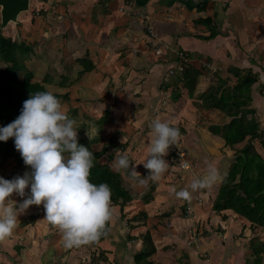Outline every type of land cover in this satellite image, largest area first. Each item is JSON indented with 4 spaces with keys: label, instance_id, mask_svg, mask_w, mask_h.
<instances>
[{
    "label": "crops",
    "instance_id": "obj_1",
    "mask_svg": "<svg viewBox=\"0 0 264 264\" xmlns=\"http://www.w3.org/2000/svg\"><path fill=\"white\" fill-rule=\"evenodd\" d=\"M32 4L30 2V6ZM35 6L43 9L48 26L53 21L58 22L53 32L59 33L64 41L59 52L61 59H65L62 61L72 60L79 68L75 67L69 76L65 73L61 79L66 82L58 88L67 90L69 100L65 102L76 109L74 117L82 118V123L75 126L77 132L83 124L93 123L91 131L95 132L90 137L102 138L93 148L104 150L101 158L104 164L115 169V161L126 153L141 179L147 177L149 170L143 163L154 138L152 121L155 119L179 126L183 142L187 140L185 145L189 140L192 142L188 149L198 151L195 148H200L199 161L192 159L193 164L198 161V167L194 169L192 165L190 172L169 170L163 177H168L170 182L162 187L164 190L169 185L175 192L188 190L191 199L179 198V210L182 212L189 206L195 219L185 220L188 223L182 225L184 228L175 232L173 220L177 210L174 208L175 214L170 213L172 198L155 209L156 203L150 205L151 196L144 204L148 208L145 212L148 221L136 224L138 227L132 233L118 222L122 213L116 211L106 240L71 249L64 247L59 230L51 228L45 220L48 225L45 237L35 234L34 226L28 224L22 247L12 244L15 233L21 235L23 232L20 227H16L9 239L0 242V264H106L105 259L111 264H136L135 254L143 249L141 237L148 230L156 246V253L148 259L153 264H253L251 242L264 241L258 233L264 228L252 227L248 220L232 210L218 214L213 210L221 179L214 184L218 187L215 195L211 186L197 191L191 189L195 175H207L209 165L216 167L223 177L227 171L225 163L234 154L223 138L208 129L210 124L225 125L230 118L218 109L194 107V103L200 102L198 98L207 88L216 86L221 77L231 78L229 83L234 85L237 79L229 69L236 74L253 72L259 76V82L252 89V107L256 109L260 129L264 130V95L261 92L264 86V0H36ZM158 43L166 46L162 57L155 54ZM179 52L187 58L186 71L182 77L174 76L171 83H166L168 69L183 61ZM82 59L84 64L91 61L93 68L85 70ZM99 64H106L105 68L100 70ZM192 69L200 75L190 97L186 74ZM74 73L80 78L70 80ZM50 85L53 81L44 84L46 88ZM83 89L87 93H81ZM88 91L102 96L87 101ZM84 104L82 113L80 107ZM106 113L104 125H97L95 122ZM212 113L216 114L212 122L203 118ZM252 139L258 140L253 144L264 156L260 144L262 132ZM172 195L176 201L177 196ZM167 207L170 210H166ZM204 215H209L211 223L200 221ZM44 217L45 213L38 216L40 223ZM155 217H158V224L152 225ZM129 235L134 237L132 241L128 240ZM93 252L102 258L93 262Z\"/></svg>",
    "mask_w": 264,
    "mask_h": 264
},
{
    "label": "clouds",
    "instance_id": "obj_2",
    "mask_svg": "<svg viewBox=\"0 0 264 264\" xmlns=\"http://www.w3.org/2000/svg\"><path fill=\"white\" fill-rule=\"evenodd\" d=\"M75 125L76 120L66 114L62 102L52 92L42 91L31 93L20 115L12 123L0 127V141L14 138L16 150L25 165L32 169L23 177L0 178V242L13 235L18 216L32 205H43V220L59 230L65 248L94 243L108 234L116 214L112 192L107 184L97 185L90 181L94 156L88 148L78 145ZM152 134L149 156L143 163L149 175L139 179L141 185L149 180L157 182L169 171L170 165L164 157L181 139L178 127L160 119L152 121ZM115 169L126 173L133 182L141 176L126 153L115 161ZM197 177L201 176L195 175L192 191L210 187L222 179L212 165L208 166L207 175ZM29 185L30 198L17 208L9 198L14 193L24 197ZM175 195L191 199L188 190H180Z\"/></svg>",
    "mask_w": 264,
    "mask_h": 264
},
{
    "label": "trees",
    "instance_id": "obj_3",
    "mask_svg": "<svg viewBox=\"0 0 264 264\" xmlns=\"http://www.w3.org/2000/svg\"><path fill=\"white\" fill-rule=\"evenodd\" d=\"M30 53L31 48L26 42L17 41L4 35L0 23V64L5 63V67L0 69V127L7 126L20 115L23 103L30 97L31 93L49 91L44 84H49L53 81L50 76H46L42 82H34V74L31 71H27L23 61L25 56H28ZM84 59H82L84 69H92L93 63L87 61L84 64ZM79 61L81 60L79 59ZM229 73L235 75L234 77L237 79L234 85L229 83L231 78L221 77L216 86H212L209 92L202 94L200 97L204 108L218 109L230 118V121L225 125L211 126L210 131L214 135L223 138L226 147H230L234 152V159L228 165L227 171H225L221 179L218 193L213 202V210L216 213L232 210L237 215L248 220L252 227L264 228V156L257 150L254 144H249L243 149H238V145L247 138L259 137L261 132L263 139L260 141V144L264 148V130L260 129L256 111L252 107V89L258 84L259 76L253 72L236 74L233 72V69H229ZM199 75L200 72L196 69H192L191 72L186 74V78L190 84V97L193 96V89ZM65 82L66 79H63L59 85L63 86ZM261 92L264 95V86ZM53 94L61 102L69 100L68 93ZM73 114H77L76 109H74ZM249 116L252 117L249 118ZM105 117H107V113L104 118L95 123L99 126L104 125L106 122ZM87 128L88 125L85 123L78 131V145L88 148L93 153L94 167L91 169L90 181L97 185L101 183L107 184L112 192L111 199L113 205L123 207L131 202L133 197L124 187L121 173L101 161V158L104 156V150H94L93 146L102 138L90 137L87 133ZM114 143H111V145ZM166 157H169L171 161L175 158L173 154ZM233 157L229 159L232 160ZM10 159L16 162L17 168L14 172L8 174L5 180H12L18 176L23 177L25 175L23 170L27 168L29 170L28 174L32 172L31 167L25 165L21 154L16 153L14 138H10L7 142L0 141V170L4 168V163L9 162ZM175 166L178 170L177 164ZM150 200L151 198L149 197V200L146 201L149 202ZM138 216L134 217L133 220L139 222V218L144 220L148 218L145 212H141ZM30 218L37 219L38 215L31 216ZM31 219L28 221L29 223L24 222V224H30ZM129 226L133 228L131 225ZM50 227L53 228L51 225ZM109 229L106 236H102L97 242H94L95 245L106 240L111 233V223ZM141 238L144 246L140 252L135 254V263L153 264L148 261L156 253V246L150 231H146ZM133 239L134 237L131 235L128 236V240ZM251 249L253 251L252 257H254L253 264H264V241L252 240ZM105 260L106 264H111L108 263L107 259ZM248 262L250 261L248 260Z\"/></svg>",
    "mask_w": 264,
    "mask_h": 264
},
{
    "label": "rangeland",
    "instance_id": "obj_4",
    "mask_svg": "<svg viewBox=\"0 0 264 264\" xmlns=\"http://www.w3.org/2000/svg\"><path fill=\"white\" fill-rule=\"evenodd\" d=\"M31 2L33 4H32V6H30L29 12L27 11L25 13H22V15L20 16V20L17 23L10 24V26H7L6 28L2 29V33L6 36L11 37L14 40L26 42L27 45L31 48V53L28 56H25L23 62L25 63L27 71H31L34 74V81L42 82V81H44V78L46 76L47 77L50 76L53 80V85L52 86L50 85L47 89L50 91H53V92L61 91L62 93H65L67 90H63V89L60 90L59 89L61 87L59 85V83L63 80V79H61V77L66 75L65 73H67V76L71 75V72H74V68L76 67V64L73 63L72 60H68L66 62L65 61L63 62L62 60H65V59L64 58L61 59L62 54L61 53L59 54V52L63 48V45H64L63 42L64 41L62 38H59V33L53 32V29H56V26H57V25L56 26H54V25L58 24V22L55 23L53 21L52 24L50 26H48L47 20H44L45 17H43V13H42L43 9L37 8V6H35L36 0H31ZM0 23L2 24V22H1V8H0ZM52 33H53V35H52ZM69 51H71V50H69ZM105 65L100 66V64H99V65H97V67L100 66V70H102L103 68H105ZM3 67H5V63L0 64V69ZM76 70H79V68H77ZM78 72H80V71H78ZM73 75H74V78L71 77L70 80H75V79L80 78V76L78 78H76L77 77L76 73H74ZM218 81L216 82V84L218 83ZM70 83H73V82H70ZM75 86H76V84H75ZM75 89H77V88H75ZM210 89L211 88H209V89L207 88L205 93L209 92ZM75 91L78 92V89ZM75 93H73V96L76 95ZM81 93H87V90L83 89V91ZM88 93L90 95H89V99H87V98L85 99L87 101H90L92 99L96 100L99 96H102L101 94H97L96 92H93V94H92L90 91H88ZM80 96H81V98L83 97L81 94H80ZM198 99L200 100V98H198ZM62 102H63L62 105L64 106V110H65L66 114L70 118H73L76 120V125L81 124L82 118L81 117L80 118L74 117L77 114H72V111L74 110V108H71L70 103L65 102V101H62ZM194 107H202L203 108L202 101L200 100V102L194 103ZM83 109H85V104L83 107H80V111L82 113H84ZM255 111H256V109H255ZM193 112H195V111H193ZM71 115H72V117H71ZM212 116H216V114L212 113L210 115H205V117L203 116V118L204 119L207 118L206 120L209 119L212 122L213 121ZM251 117L252 116H249V118H251ZM256 117H257V115H256ZM193 119H195V117ZM92 124H93L92 122L87 123V125H89V130H87V131H89L88 132L89 136L93 135L95 132V131L94 132L91 131ZM211 126H213V125L210 124V126L208 127L209 130H210ZM174 127H176V126H174ZM178 128H179V126H178ZM179 130H180V128H179ZM181 134H182V131H181ZM186 141H185V143H186ZM180 142H181V144L180 143L179 144L183 147H181L178 144L177 146H179V151L183 152V155L186 157V159L190 163H192V165H194V169H196V167H198V161H199L198 158H201L200 148H195V149H198L199 152L196 150H193V149H188L189 147H191V144H192V142L190 140H189L188 144H186V145L183 142L182 138H181ZM257 142H258L257 139L255 140V139H252L251 137H249L244 142L239 144L238 149H243L245 146H247L249 144H253V143L257 144ZM185 147H186V149H184ZM187 149L189 151H187ZM16 153H19V152L16 150ZM230 155L232 156V154H230ZM192 159H197L198 161L196 160V163L193 164ZM233 159H234V157L232 158V160L228 159L229 161H227L225 163V167L226 166L228 167V165H230V163L233 161ZM165 160L170 165L169 170H172V172L174 171L175 173H177L178 170L176 169V166H175L176 165V159L173 158L171 161L169 157H166ZM132 166H134V165L132 164ZM3 167L4 168L2 170H0V178H3V179H6L5 178L6 174H11L17 168L16 162L13 159H10L9 162H5ZM28 171H29L28 168L23 170V172L25 174L28 173ZM187 172H190V171H187ZM17 173H18V171H17ZM121 173H122L123 185L130 192L131 196L133 197V200L123 207L119 206V205L118 206L115 205L114 207L117 208L116 211H118V212L120 211V213H122L121 214V221L118 220V222L123 226L125 225V227L129 231V233H132V231H134L138 227L136 224H138L140 222L142 223V222L148 221L149 217L146 220L139 218V220H140L139 222L134 221L133 218L136 216L139 217L138 215L141 212L148 211V208H146L147 206L144 204H145V200H149V197H151V196L153 197V201L150 203V205H153L154 203H156L155 207H154L155 209H157L163 203L165 204L166 203L165 201H167L168 199L172 198L173 201L171 200V202L169 204V205H171V208H172V211H170V213L175 214L174 208H176V210H177V215H175V217H174L175 219L173 220V229L176 228L175 232L181 231V229L184 228V227H182V225L183 224L185 225V223H188L185 220L195 219V215H194V213L190 212L189 206H185L182 209L183 211L180 212V210H179V198L176 201L173 199L172 194L175 193V191H176L173 187H170L169 185H167V187L164 190H162L163 185L165 183L168 184L170 182V180H168V177L165 176V177H162L157 182L152 181V182L147 183L146 185H141L138 182L139 179H141L140 176L137 178L136 182H133L126 173H123V172H121ZM178 173H180V172H178ZM217 189H218V187L216 185L211 186V191L213 192L212 194L215 195ZM173 190H175V191H173ZM165 193H169L168 196H165L164 195ZM30 196H31V185H29V187L25 189V196L24 197H20L19 195L17 196V194L14 193L9 199L14 201L17 208H19V205L22 204L25 199L30 198ZM17 197H20V199ZM165 209L170 210V207H167ZM44 213H45V210L43 208V205H40V206L32 205L27 210L23 211L18 216L19 221L17 224V228L20 227L21 231L23 230V232L21 235H19L18 233H15V230H14V233L16 236L12 237V241H14V242H12V244L16 248L20 247V246L22 247L23 244L25 243L24 240L27 238V237H23L24 231L27 227V223L24 224V222H28L31 219V218L29 219V217H31V216H35V215H38V216L41 215L42 216V215H44ZM204 213H205V209L203 211V214ZM208 216L209 215H207V216L204 215L203 218H200V221L205 220V221H208V223H211V219L210 218L208 219ZM212 217H214L213 214H212ZM33 219H31V223L29 225L34 226V233L37 235H40L41 238L45 237V234L48 233V230H47L48 225H47L46 221L42 220V223H40L38 218L37 219L33 218ZM128 221H130V222H128ZM158 221H159L158 217H155L153 219V222H151V223H152V225H155V223L157 225ZM127 222L133 228H130V226L128 225ZM142 224H144V223H142ZM125 233L127 234L126 231H125ZM258 233L260 234L261 237L264 238V230H261V233L260 232H258ZM160 237H162V235ZM34 239L36 240V237ZM258 239H259V237H258ZM93 254H94V257H92L93 262L95 259L97 260L99 258H102V255L95 256L96 255L95 252H93ZM263 259H264V256H263ZM253 260H254V257H252L251 261H253Z\"/></svg>",
    "mask_w": 264,
    "mask_h": 264
},
{
    "label": "built area",
    "instance_id": "obj_5",
    "mask_svg": "<svg viewBox=\"0 0 264 264\" xmlns=\"http://www.w3.org/2000/svg\"><path fill=\"white\" fill-rule=\"evenodd\" d=\"M165 49H166V46L163 45L162 43L155 44V54L157 56H160V57L163 56L166 52ZM178 56L179 58H183V61L180 62L178 65L173 66L170 69H168L165 75L166 83H171V79L174 76L179 75L182 77L186 71L187 58L184 57L185 55L183 52H179ZM172 154L175 156L177 167L181 171H191L192 170L191 163L183 155V152L179 151V147H175V146L170 147L168 155H172ZM197 178H202V177H197Z\"/></svg>",
    "mask_w": 264,
    "mask_h": 264
},
{
    "label": "water",
    "instance_id": "obj_6",
    "mask_svg": "<svg viewBox=\"0 0 264 264\" xmlns=\"http://www.w3.org/2000/svg\"><path fill=\"white\" fill-rule=\"evenodd\" d=\"M31 0H0L1 28H6L11 22L17 23L22 13L30 10Z\"/></svg>",
    "mask_w": 264,
    "mask_h": 264
},
{
    "label": "bare ground",
    "instance_id": "obj_7",
    "mask_svg": "<svg viewBox=\"0 0 264 264\" xmlns=\"http://www.w3.org/2000/svg\"><path fill=\"white\" fill-rule=\"evenodd\" d=\"M24 13H25V12H24ZM21 15H22V14H21ZM10 24H13V22H11ZM10 24H9V25H10ZM9 25H8V26H9Z\"/></svg>",
    "mask_w": 264,
    "mask_h": 264
}]
</instances>
